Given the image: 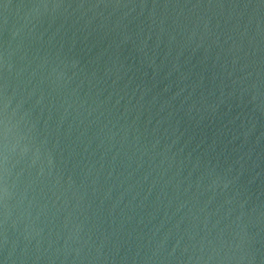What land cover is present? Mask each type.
<instances>
[{
    "label": "water",
    "instance_id": "1",
    "mask_svg": "<svg viewBox=\"0 0 264 264\" xmlns=\"http://www.w3.org/2000/svg\"><path fill=\"white\" fill-rule=\"evenodd\" d=\"M0 264H264V0H0Z\"/></svg>",
    "mask_w": 264,
    "mask_h": 264
}]
</instances>
